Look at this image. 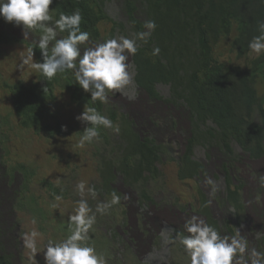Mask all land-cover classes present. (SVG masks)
Masks as SVG:
<instances>
[{
	"label": "trees",
	"instance_id": "1",
	"mask_svg": "<svg viewBox=\"0 0 264 264\" xmlns=\"http://www.w3.org/2000/svg\"><path fill=\"white\" fill-rule=\"evenodd\" d=\"M108 1L53 0L49 6L53 23L61 13L71 15L75 10L81 12L80 28L89 33V40L79 45L81 55L94 44L113 39L115 30L123 28L108 17L105 11ZM139 1L140 7L137 8L138 0H125V11L134 26L137 42V52L132 54L136 71L134 82L139 93L147 96V108L132 114V111L121 113L119 141L116 145L119 155L116 158H101L97 169L99 183L93 188L103 200H111L113 191L121 197L116 186L121 178L124 186L139 191L143 206L154 204L146 186L160 176L158 164L162 163L166 147L152 138L146 127L154 124L157 130L169 128L168 125L163 127L157 117L159 112L156 105L161 103L190 123V135L183 154L179 156V181L200 179L207 172L205 165L194 159L196 147L220 151L223 161L220 171L226 177L222 202L234 211L231 215L235 223L232 219H226L224 230L219 229L218 221L213 218L207 197L201 189H198L201 205L197 212L206 217L207 224L215 228L221 237L222 232L230 240L235 237L232 226L240 227L247 218L242 198L245 185L242 180H238L241 171L236 167L237 162L244 160V157L254 161L264 158V95L260 96L258 92L260 87H264V53L252 60L248 69L236 63V58L238 61L245 58L250 51L249 42L259 35L258 25L264 22V0ZM138 9L145 15L146 21L154 20L157 25L144 40L137 39L138 33L148 31L144 27L146 21L136 17ZM105 23L114 25L109 35H103L100 29ZM2 25L7 27L13 24L0 17V46L18 43L7 29L1 30ZM36 29L38 34L43 33L41 29ZM58 32L62 39L68 35L67 31ZM25 44L30 50L33 49L38 62L42 63L38 45ZM220 44H231V49L229 47L226 54L223 52L219 56L215 50ZM157 47L159 54L153 55ZM48 51L50 54L51 49ZM228 57L230 60H227ZM74 73L75 69H67L51 79L40 73L38 82L33 85L22 82L5 85L22 128L43 130L50 137L67 135L59 122H48L57 90L68 93L76 105L85 107L88 103V107H95L113 124L119 122L116 109L109 106L108 102L92 101L90 93H86L76 83ZM160 84L170 86L169 99L160 95L157 90ZM133 105L134 102L129 107ZM256 115L260 123L255 121ZM177 123L174 119L170 127L176 129ZM99 131V137L106 138L105 128L101 126ZM233 141L239 145L242 154L235 152ZM207 157L211 159L209 154ZM17 173L21 175L19 182ZM235 179L238 185L234 184ZM31 184V175L24 166L18 165L9 170L0 168V264H16L21 258L17 213L27 211L33 215H43L36 199L29 193ZM45 185L52 195L67 196L65 190L52 183L47 182ZM263 191L264 188L259 190L260 193ZM180 210L185 211L184 208ZM259 218L261 223L254 221L250 231L241 237L246 242V251L237 252L238 264H253L254 261L264 264V210ZM59 225L68 236L74 228V225L70 227L69 220H62ZM92 229L88 232V239L82 243L107 248L108 239L101 237L98 241L94 240L96 236H91L94 234ZM257 230L260 236L253 240ZM42 231L45 229L42 228ZM183 236L188 235L184 233Z\"/></svg>",
	"mask_w": 264,
	"mask_h": 264
},
{
	"label": "rangeland",
	"instance_id": "2",
	"mask_svg": "<svg viewBox=\"0 0 264 264\" xmlns=\"http://www.w3.org/2000/svg\"><path fill=\"white\" fill-rule=\"evenodd\" d=\"M107 13L125 26L124 32H116V39L121 36L134 38L133 27L127 22L120 1L114 0L107 3ZM10 30V33L16 36L20 42L24 40V42L39 43L40 37L22 25L12 26ZM101 31L104 35H108L110 26L106 23L103 24ZM53 46L54 42L50 41L49 48L51 49ZM229 47L228 44L222 46L221 53L218 55L221 56ZM29 51L25 43L23 45L22 43H13L0 46V168L9 170L18 165L25 167L30 173L32 181L29 193L36 199L43 213V215H33L27 211L17 213V234L21 242V258L17 260L16 264H46L45 251L49 241L60 243L68 237V233H64L59 223L62 220H69L70 216L75 215V210L81 199L87 200L92 213L96 216L92 226L94 234L91 236L95 235L94 240L96 241L101 237L108 239L107 248L90 245L95 248L98 255L104 258L105 264H191L189 252L176 237L177 234L190 235L185 229V224L193 216L206 223V220L197 212L201 205L198 189H201L206 195L212 215L221 225H223L225 215L231 217L229 214L232 213V208L224 206L222 202L225 197L226 178L220 171L223 162L220 151L218 149L208 151L202 146L196 147L194 159L203 163L207 172L200 179L187 182L179 181L177 177L179 156L183 154L186 140L190 135V123L179 113L172 109L169 111L161 103L157 104L156 110L159 112L157 117L160 121L156 122L163 123V127L168 125L169 128L157 130L154 124L146 127L148 134L166 147L162 163L158 164L160 176L151 180L146 186L154 204L143 206L139 191L124 186L119 178L116 186L121 193L120 203L113 205L104 214L96 212L98 204L107 203L110 200L101 199L98 193L95 198L87 192L82 197L77 191L76 185L81 180L87 182V187H93L99 183L97 169L101 158L110 159L119 155L120 151L116 146L119 141V131L105 128L104 134L107 141L106 138L99 137L91 143H86L84 148L78 147L82 132L87 125L78 121L76 117L83 112L85 107L73 103L69 94L62 90L55 92L56 101L50 108L48 122L50 124L59 122L63 130L66 131V136L50 137L43 130L35 131L22 128L15 116L11 96L5 85H14L18 82L33 85L38 82L41 73L39 70L31 68L30 64L21 67L22 61L29 55ZM234 55L236 58V54ZM253 56L255 57L257 54L252 52L250 57ZM34 60L38 62L35 55ZM227 60L230 58L228 57ZM245 60L241 61L242 64L249 62V59L245 58ZM241 62L236 60L238 64ZM128 71L131 83L123 90H108L106 93L107 100L105 102H108L109 106L116 109L118 113L119 122L114 124L118 128L120 127L121 113L128 114L132 111V114L136 110L138 112V110L142 111L141 109L147 108V98L140 97L135 87L134 73L130 64ZM158 90L162 96L169 97L168 87L159 86ZM263 90L264 87L260 89L261 93L264 92ZM130 101H135V105L129 107L132 103ZM170 113L171 115H169ZM174 119L178 122L176 129L170 127ZM256 120L260 121L259 116ZM233 148L238 154H241L236 143ZM207 154L211 156V159H208ZM3 164L6 166L4 167ZM236 167L241 171L240 175L238 174V180H242L245 185L242 198L245 208L249 210L248 218L260 222L256 212L264 210V191L259 192L264 188V160L252 162L244 157V160L237 162ZM16 176L17 181L20 180V173H17ZM238 180H234L235 185H238ZM47 182L62 191L65 190L67 196L57 201L56 196L52 195L45 185ZM181 208H184L185 211L182 212ZM34 218L35 224L32 223ZM249 226L250 223L245 222L239 229L234 228L236 237L240 238L246 234L245 231ZM42 228L45 231H42ZM168 229L174 231H165ZM33 230L40 233L37 238L35 256L30 249L25 247L22 239L25 233H30ZM114 235L116 236L114 237ZM258 237L257 232L256 238L252 239H258ZM238 263L239 258L236 253L231 264Z\"/></svg>",
	"mask_w": 264,
	"mask_h": 264
},
{
	"label": "clouds",
	"instance_id": "3",
	"mask_svg": "<svg viewBox=\"0 0 264 264\" xmlns=\"http://www.w3.org/2000/svg\"><path fill=\"white\" fill-rule=\"evenodd\" d=\"M111 1L114 0H109L107 3ZM118 1L122 3V8L127 18V22L131 24L125 11V0ZM52 2L53 0H0V17H2L6 22L13 24L7 27L5 25H2L1 30L7 29L9 34H11L10 27L22 25L25 29L27 28L29 31L35 33L38 37H40L39 43H31L24 42V40L20 42L15 36L19 41L18 43H22V45L23 43L38 45V48L43 57L42 63L36 62L34 60L33 49L30 50V48L25 44L30 51L29 55L23 59L21 67L30 64L31 68L39 70L45 77L49 79L53 78L58 72H64L67 69H75L74 74L76 83L86 93H90L92 101L99 100L101 102H105L107 100L106 93L108 90H123L126 86H128L131 83V76L128 71L129 64L134 73V78L136 75L135 66L133 65L132 61L133 55L137 52L135 30L133 29L134 26L131 24L134 33L133 39L125 36H121L116 39V32H124L125 26L123 23L116 21L107 13L106 3L105 11L108 17L117 24L123 26V28L115 30L113 39L106 40L105 42L100 44H94L91 48L86 49L83 52V55H81L79 45L89 40V33L86 31H82L80 28V24L82 21L81 12L79 10H75L71 15L61 13L59 19L55 20L53 23V17L50 14L52 11H50L49 9V6L52 4ZM139 2L140 1L138 0L136 5L137 8L140 7ZM136 17L143 22L146 21V17L140 9H138V14L136 15ZM107 25L110 26V34L114 25ZM144 27L148 31L138 33L137 39L144 40L151 34L152 31L156 29L157 25L154 20H149L145 22ZM36 28L41 29L43 33L38 34V32H36L38 29ZM58 30L61 32L67 31V37L62 39ZM258 31L259 35L254 36L248 45L250 51L245 56V58L249 59V62L242 64L241 61L245 60V58H243L239 61L241 62V64L237 63L245 69H248L250 67L252 60L264 53V22L259 23ZM58 37L60 39H57ZM50 41L54 42V46L51 48V53L49 54L48 49L50 50ZM222 46L223 45L220 44L217 47V49L215 50L216 54L221 53L220 48ZM159 51L160 50L158 47L155 48L153 51V55H158ZM252 52H255L257 56L250 57ZM159 86L169 88L168 98L162 96V94L159 92L163 98L169 99L171 96L170 86L160 84L157 86V90ZM135 87L137 88L140 97L147 98L145 94L139 93V89L136 84ZM261 88L262 87L259 88L258 92L260 96H263L264 92L261 93ZM130 102L135 103V101ZM87 104L83 112L76 117L78 121L82 122L83 124L89 125L82 132L81 138L78 142V147L80 148H84L86 143H91L93 142V140L99 138V128L101 126L104 128H112L116 132L119 131V128L113 124V121L111 119L102 115L95 107H88ZM257 116L258 115L255 116V121L257 123H260V121L258 122L256 120ZM210 125L212 126V124ZM234 143L236 142L233 141L232 146L234 145ZM239 149L241 151L240 147ZM262 160H264V158L258 161H251L260 162ZM209 183H211V181H209ZM76 189L82 197L84 196L85 192H87V194L91 195L93 198H95V196L97 195L95 189L93 187H87V182L84 180H81L77 183ZM62 198V196L55 197L57 201L62 200ZM119 203L120 196L117 195L115 191H113L111 200L107 203L98 204L96 212L104 214L113 205H117ZM223 205L226 206L225 204ZM261 211L262 210H260L259 212L257 210L256 215L259 216ZM248 212L249 210H247V218L242 222L240 226L242 227L245 222L250 223V226L245 231L246 234L250 231V228L254 222L252 221L253 218L249 220ZM232 213H234V211H232ZM201 216L206 220V217H204L203 215ZM225 216L226 217L222 222L223 225H221V223L218 221V224L220 226L219 229L221 230H224L226 219L233 220L232 215L231 217H229L228 215ZM95 220L96 216L92 213V209L89 207L87 200L81 199L78 202V207L75 210V215L69 217L70 227L74 225L71 234L63 242L60 243H53L52 241H49L45 251L46 264H105L104 258L97 254L94 247L82 243L83 241L88 239V232L95 223ZM258 220H260V222H257V220H255L256 223H261V219L259 218ZM233 222L235 223L234 220ZM32 223H36L35 218L32 220ZM232 227L236 228L235 225ZM240 227H237L236 229H239ZM185 229L190 235L183 236L181 234H177L176 238L180 240V243L185 247L186 251L189 252L191 256V264H231L233 256L237 252L243 253L246 249V242L241 239L242 236L238 238L236 237L237 234L235 233V237H232L229 240V238L225 237L221 232V237L215 228L207 224V221L205 223L202 219H199L196 216H193L189 221L186 222ZM258 230L257 232H259ZM165 231L171 232L174 230L168 229ZM39 236L40 233L36 230H33L30 233H25L22 237L25 247L30 249L33 252L34 256L37 253V238ZM165 242L167 243L168 241L166 240ZM254 255L259 254L254 253ZM253 264H259V262L254 261Z\"/></svg>",
	"mask_w": 264,
	"mask_h": 264
}]
</instances>
